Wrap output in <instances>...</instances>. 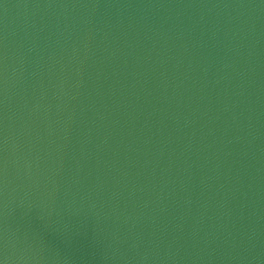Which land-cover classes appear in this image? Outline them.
Here are the masks:
<instances>
[{
	"label": "water",
	"instance_id": "95a60500",
	"mask_svg": "<svg viewBox=\"0 0 264 264\" xmlns=\"http://www.w3.org/2000/svg\"><path fill=\"white\" fill-rule=\"evenodd\" d=\"M0 264H264V0H0Z\"/></svg>",
	"mask_w": 264,
	"mask_h": 264
}]
</instances>
